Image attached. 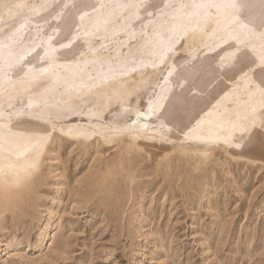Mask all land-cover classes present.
<instances>
[{"label":"rangeland","instance_id":"obj_1","mask_svg":"<svg viewBox=\"0 0 264 264\" xmlns=\"http://www.w3.org/2000/svg\"><path fill=\"white\" fill-rule=\"evenodd\" d=\"M12 1L21 0H0V29L4 32L17 28V20L5 8H12ZM26 1L31 5L40 0ZM71 1L79 4L81 0ZM146 2L154 13L152 24L163 21L165 0ZM188 2L174 0L172 5ZM143 24L133 27L138 30ZM176 38L174 35L173 40ZM126 39L122 34L120 42ZM103 40L111 52L115 41L111 44L108 36ZM182 40L175 46L178 55L169 56L176 63L189 58L187 67L194 79L185 85L174 79L173 89L184 88L186 102L178 105L175 93L172 108H166L162 120L180 119L177 114L188 110L191 101L200 106L195 90L203 89L214 75L199 70L194 59L220 39ZM129 43L133 45V39ZM246 49L248 53L249 47ZM161 69L146 90L125 103L128 111H120V103H110L105 127L132 123L136 117L131 109L136 104L148 115L139 121L156 129L154 119L158 117L153 118L148 107L156 100L169 67ZM180 74L185 83L187 73ZM255 75L260 78L264 72L257 69ZM85 112L83 107L77 115H59L53 123L56 137L40 171L19 187L0 185V264H264L261 130H246L244 137L255 134V140L242 151L172 141L171 131H163V138L148 132L141 139H132L127 131L105 139L95 133L86 142L57 135L58 128L66 132L69 124L97 122L95 117H85ZM114 113H118L116 118ZM262 119L264 123V110ZM183 124L187 125L186 119L180 122L179 132ZM235 141H242L241 137Z\"/></svg>","mask_w":264,"mask_h":264},{"label":"bare ground","instance_id":"obj_2","mask_svg":"<svg viewBox=\"0 0 264 264\" xmlns=\"http://www.w3.org/2000/svg\"><path fill=\"white\" fill-rule=\"evenodd\" d=\"M146 1L81 0L75 4L71 0H40L29 5L21 0L12 1V8L5 6L17 20V28L14 32L0 29L1 188L10 184L19 187L37 173L56 137L53 123L59 115H77L83 107L85 117L97 122L69 124L66 132L58 128L57 135L86 142L95 133L105 139L127 131L132 139H141L147 138L148 132L162 137L163 131H171L172 141L203 147L224 145L236 151L250 148L255 134L244 137L246 130H263L264 76L256 78L255 73L257 69L264 72V0H189L176 7L174 0H165L164 20L157 24H152L154 13ZM138 23L144 27L136 30L133 25ZM122 34L128 39L120 42ZM106 36L111 44L115 41L111 52L103 40ZM182 38L195 42L220 39L194 59L199 70L214 75L203 89L195 90L200 106L191 101L188 110L177 114L180 119L171 116L162 120L161 114L168 106L172 108L175 93L178 105L186 102L184 88L179 92L173 89L174 79L178 78L179 85L194 79L187 67L189 58L176 63L169 56L179 52L175 46ZM225 61L231 62L225 63L226 68ZM164 65L169 69L156 100L148 107L152 117H158L154 119L156 129L139 121L148 115L136 104L131 109L136 117L132 123L105 127L110 103H120V111H126L125 103L146 90ZM181 71L188 75L185 83ZM183 119L187 125L179 132ZM237 136L242 141L236 142Z\"/></svg>","mask_w":264,"mask_h":264},{"label":"crops","instance_id":"obj_3","mask_svg":"<svg viewBox=\"0 0 264 264\" xmlns=\"http://www.w3.org/2000/svg\"><path fill=\"white\" fill-rule=\"evenodd\" d=\"M260 116H261V122H262V125H263V132L262 133H264V123H263V119H262V112H261V114H260Z\"/></svg>","mask_w":264,"mask_h":264}]
</instances>
